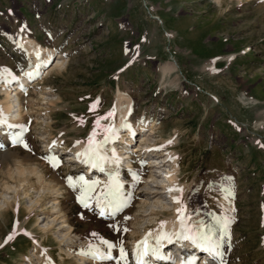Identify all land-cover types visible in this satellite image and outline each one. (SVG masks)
Segmentation results:
<instances>
[{
	"label": "rangeland",
	"instance_id": "obj_1",
	"mask_svg": "<svg viewBox=\"0 0 264 264\" xmlns=\"http://www.w3.org/2000/svg\"><path fill=\"white\" fill-rule=\"evenodd\" d=\"M21 35L55 55L34 82L46 99L39 91H30L36 105L31 112L42 117L32 120L27 133L37 155L21 146L0 151V264H43L49 256L56 264H89L75 254L69 256L68 241H61L66 228L54 209L55 195L40 198L35 175L22 174L34 161L42 170L47 168L39 156L49 152L53 140L58 141L55 154L63 161L61 175L73 174L78 165L69 161L76 149L72 145L76 140L86 143L95 115L102 116L113 106L116 115L111 122L118 125L119 94L124 92L131 96L132 123L139 129L141 119L153 120L163 133L162 139L160 133L151 136V145L177 140L165 149L179 157L178 178L186 186L189 211L196 217L211 223L208 213L223 215L229 210V201L219 189L227 185L226 177L233 178L236 195L231 207L236 209L237 223L232 226L233 247L226 260L264 264V147L260 146L264 144V0H0V72L7 68L23 76L26 71L27 57L13 49V40ZM137 50L139 55L129 64ZM62 53L66 66L55 69ZM174 61L178 69L163 78L162 65ZM213 67L217 71H210ZM97 98L100 103L93 113L89 107ZM49 99L56 104L50 105ZM74 116L84 117L85 123L80 125ZM151 127L146 133L138 130L132 150L146 144L141 137L148 138ZM123 142H115L123 149L121 155L129 144ZM64 148L72 152L63 154ZM143 152L140 148L136 155L147 162L145 175L154 171L157 183L141 184L135 192L139 199L117 217L120 221L124 215L132 217L121 225L129 231L113 232L110 219L80 208L73 193L63 204L73 226L71 250L78 251L95 231L106 239H122L131 264L133 217H143L134 230L140 235L153 226L145 223L152 219L148 204L159 200L173 212L161 183L168 168L154 166L151 158H161L160 152L153 150L148 157ZM121 167L122 181L129 183L125 165ZM80 171L87 173L84 168ZM27 178H32L30 184ZM140 202L145 204L144 212ZM78 212H84L83 220ZM156 219L155 224L164 218ZM17 222L14 239L5 244Z\"/></svg>",
	"mask_w": 264,
	"mask_h": 264
},
{
	"label": "snow or ice",
	"instance_id": "obj_2",
	"mask_svg": "<svg viewBox=\"0 0 264 264\" xmlns=\"http://www.w3.org/2000/svg\"><path fill=\"white\" fill-rule=\"evenodd\" d=\"M123 27V25H121ZM23 31V29H21ZM138 49V46H137ZM127 51V49H126ZM37 57L40 56V52H36ZM139 55L138 50L135 55L129 61V64L134 62L136 56ZM52 59L47 61H41L37 63L33 68L24 72L23 75L27 77L29 81H34L42 75L41 69H46L51 63ZM215 63V60L212 62ZM127 67V65H126ZM120 71H124L121 69ZM210 71H217L216 68H211ZM13 82H17L19 89L27 97L28 90L25 88L22 82H19V78L14 75L7 68L0 73V83L5 85V90H10ZM26 103V100L24 101ZM100 101L97 98L89 107V111L95 113V109L99 105ZM132 108L128 110V115H132ZM116 115V108L113 106L104 115H95L93 121V128L91 133L87 137L86 146L82 151L75 152V160L81 165H85L90 169H98L100 172L107 174V183L102 182L99 179L86 178L84 174L68 175L64 177L61 175V179L66 183L67 188L72 193H78L74 196V203L78 204L80 208L93 211L98 209V215L101 217L108 218L112 221L108 227L116 233L128 232L129 229L124 226L121 227L122 223L132 219L129 215L123 216V221L117 220V217L124 213L126 210L133 206V202L139 197L136 196V188L142 182V173L139 168L127 169V176L130 178V185L126 189L125 183L120 179V165L122 164L121 157L117 154L115 147H110L115 142L120 140L121 131H126L129 136L135 141L137 138V130L133 127V124L129 122L128 117H124L119 128L115 127L111 121ZM10 117L3 111V107L0 106V131L7 137V141L10 142L11 146H21L24 150L36 156V152L30 146L28 138L26 136L30 131V125L32 123L31 118L28 119L27 123H9ZM74 119L78 121L80 125L85 123V119L82 116H74ZM106 122V123H102ZM139 124L143 125L144 121L141 119L138 121ZM64 133L61 132L60 136ZM102 135V139H97L98 136ZM173 141L169 140L167 145H170ZM58 141L53 140L50 145V150L47 154L41 155L39 158L44 160L50 170L55 172L62 166V159L55 154V146ZM81 143H85L81 140H76L72 145V148L79 146ZM260 144V141H257ZM167 145H162L161 148ZM264 147V144H260ZM6 148V143L0 140V150ZM72 148L68 149V152H72ZM128 155L133 156L131 163H139L141 166L147 162L135 159V154L132 151V146L125 144ZM159 150V149H155ZM149 151H152L150 149ZM169 159H178L177 157L169 156ZM106 165L114 166L111 169H106ZM228 183L219 189L224 194V199L229 201L230 208L223 215H215L214 213H208L211 216V223H205L203 219L198 222V226L189 224L191 215L187 213V201L183 198V189L174 186L168 189L169 195L173 201L180 205L177 208V221L179 223V230L173 229L172 231H165V222L161 221L158 232L153 235L152 231H148L144 238L140 240L134 249L133 255L135 257L136 264H153L154 261H171L175 264V260L171 253H165L163 251L165 243L173 244L175 242L187 241L192 246L201 249L208 253L209 257L212 258L215 264H228L225 259L226 252L231 251L233 244V233L232 226L237 223V218L233 215L236 212L234 207H231V202L235 199L236 189L233 178L231 176L225 178ZM209 188L213 185L210 183ZM197 190H193L195 193ZM179 193L180 195H176ZM18 210V209H17ZM79 218L83 220L85 218L84 212H78ZM197 215L199 211L197 210ZM264 226V225H262ZM18 227V222L13 226V233H10L6 239L5 244L8 241L14 239L16 235L15 229ZM25 235H29L27 232ZM91 240H89L87 248H81L79 254L87 256L92 260L99 261H111L113 260V250H118L119 259L117 264L121 261L124 264H128V253L124 247V241L119 237L114 239H106L95 231L90 233ZM154 239V244L151 243ZM93 241H96L95 243ZM115 241V242H114ZM227 246V248L225 247ZM3 247V245H0ZM45 252L47 250H44ZM196 257H185L182 258V264H193ZM49 264H52L49 260Z\"/></svg>",
	"mask_w": 264,
	"mask_h": 264
},
{
	"label": "bare ground",
	"instance_id": "obj_3",
	"mask_svg": "<svg viewBox=\"0 0 264 264\" xmlns=\"http://www.w3.org/2000/svg\"><path fill=\"white\" fill-rule=\"evenodd\" d=\"M263 1V0H262ZM52 33V32H51ZM25 38H29V37H25ZM22 37V35L19 37V39L17 40H13V49L14 48H17V45H21L22 46V49L20 50L24 55L25 57H27V61H28V65L26 66V71H28L29 69L33 68L37 63H40L41 61H47L49 59H52L53 56L55 55V51L54 50H48L46 48H44L43 46H41L37 41H33L30 40V39H25ZM13 39V38H12ZM40 42V41H39ZM39 51L40 52V56L37 57L36 55V52ZM67 57L65 56V54H61L59 56V60L63 59L61 62L59 61L58 63H56V67L55 69H63L65 66H66V59ZM13 61V60H12ZM18 61V60H17ZM8 63V62H7ZM16 63V62H15ZM18 64V63H17ZM178 64L176 61L174 62H170V63H166L165 65H162L161 69H160V72L163 76V78H167L169 76H171L177 69H178ZM53 70V68H51ZM42 70V69H41ZM25 71V72H26ZM49 72H47V74L49 75ZM2 73V72H0ZM46 74V75H47ZM19 78V82H22L25 86V88L28 90V93H27V97L24 96V93L20 91L19 89V86H18V83L17 82H13L12 86H11V89L10 90H5V85L3 84L1 87V91L4 93V97H0V106L3 107V111L6 115H8L10 117L9 119V123H13V124H16V123H27L28 119L31 118V120H34V119H42V117H38L36 114L33 115L32 114V110H33V107L36 106L34 104V96H30V91L31 92H36V91H39V95L42 96L43 100L45 98V93H43V89H41L40 87H38L36 85V83L34 84V82L37 80H34V81H29L27 79V77H25L24 75L21 76V75H18L17 76ZM40 80V79H39ZM175 80V79H173ZM177 81V79L175 80ZM42 82V81H41ZM41 82H38L41 83ZM172 83V82H171ZM174 84V83H173ZM176 84V83H175ZM175 86V85H174ZM121 90V89H120ZM121 92V91H120ZM129 92V91H128ZM38 94V92H37ZM39 96V97H40ZM38 97V98H39ZM53 97V96H52ZM46 99V98H45ZM26 100V103H24V101ZM50 100V99H49ZM57 100V99H56ZM120 102V107L118 109V116L119 118H117L118 120V125L115 126L117 128L120 127L121 123H122V120L124 117H128V110L129 108L131 107V96L129 93H120L119 94V100ZM57 101L55 100H50V105H55ZM59 102V101H58ZM47 104V103H46ZM124 105V107H122L121 105ZM125 104H126V107H125ZM118 108V107H117ZM46 115V114H45ZM129 119V122L132 123V120H131V117L129 116L128 117ZM144 124L139 126V129H141L142 133H146L147 131H145V129H147L149 127V125L151 124L152 127H151V133L150 135L148 136V138H146L147 136L144 135L142 136L141 140L144 141L146 144L143 146H140L141 148V151L144 150V155H146V157H148L149 155H152L153 153V150L155 152H160L158 154V156H160L161 158H151L152 161H154V163L158 166L157 169H162V168H168L166 171L163 172L162 177L163 178V181H161V183L163 184L162 186H164V193H167V196L169 198L170 201H172L173 203L171 205H173V212L170 213V205H165L163 202L161 201H156V202H152L151 204H148L149 206V211L151 212L149 217H151L152 219H149L147 222L145 223H148V224H152L148 227H146L144 229V231L142 233H140L139 235V232L137 233V231H134L136 229V226L137 224H139V221L140 219H142L143 217L139 216V215H135L133 217V220H132V225L135 227L133 230H132V233H133V237H132V242H133V249H132V253L134 252V249H135V246L136 244L142 240L145 236V234L148 232V231H152L153 232V235H155L158 230H159V225H160V222L161 221H164L165 222V226H164V230L165 231H172L173 229L175 230H179V223L177 221V208L180 207V205L176 204L172 197L169 195V192H168V189L170 187H174V186H178L180 188H182L184 191H183V198L185 199V201H187V213L191 215V219L188 221L189 224L193 225V226H196V224H198V222L200 221V218L196 217V214L192 213L191 211H189V200L188 198L186 197L187 195V192H186V186L185 185H181L180 184V178H178V174L180 172V162H179V159H169V156L171 157H177L179 158L178 156H176V153L173 152V151H170V150H167L165 149V147L161 148L162 145H167V142H162L161 145H158V144H153L151 145L150 144V141H151V136L155 135V134H158L160 133V136H161V139L163 138V133L157 131L158 129H156V125H154L155 121H150L148 122L149 120L148 119H144ZM38 123V122H37ZM35 123V124H37ZM33 124V121L31 123V125ZM133 124V123H132ZM30 125V126H31ZM133 127L137 130V133H138V127H136L134 124H133ZM34 129V128H33ZM150 131V130H149ZM42 135V134H41ZM27 138L30 137V135H26ZM179 138V137H178ZM30 139V138H29ZM97 139H102V137L98 136ZM176 139V138H175ZM0 140H3L5 141L6 143V148L4 150H0V151H5L7 152V148H9L11 146L10 142L7 141V137L3 134V131H0ZM45 140V139H44ZM31 141V139H30ZM123 142V141H126V142H129L128 145L132 146L133 144V139L129 136V134L126 132V131H121L120 133V140L117 141V142ZM173 142L171 143V145H175V143L177 142V140L175 141L174 139L172 140ZM46 142V141H45ZM124 143V142H123ZM32 144V143H31ZM119 144V143H118ZM118 144L116 145L115 143L113 145H110V147H115L116 149V152L117 154L122 157V156H126V158H121L122 159V164L121 165H125V169L124 170H127L128 168H133V169H137L139 168L141 173H142V176H141V183L137 186V188L142 184H145V185H149L148 182H153L155 183L156 182V176L151 172L148 176L145 175L147 170L146 168L143 166H141L139 163H131L130 161L133 160V156H130L128 155L127 153V150L126 148H124L126 150V153H122L121 155V150L123 149H120ZM121 144V143H120ZM86 146V143H81L79 146L76 147V149L74 150V152L71 154L70 156V162L72 163H75L76 165H78V167H76L75 169H73V174L71 175H78V174H82V171L81 168H84L86 169L87 168V172L88 174L90 172H94L93 170L94 169H90L88 168L87 166L85 165H81L78 161L75 160V152L77 151H82L84 149V147ZM169 146V145H167ZM48 148V147H47ZM140 148H135L133 149V153L135 154V159L137 161H140L137 157V153L139 151ZM18 149V148H17ZM150 149H152V151H149ZM155 149H159V150H155ZM124 150V151H125ZM2 152V153H3ZM10 152V151H9ZM8 152V153H9ZM63 154H66V153H69L68 152V149L64 148V150L62 151ZM27 155H30V154H27ZM58 156V155H57ZM181 156V155H180ZM40 157V156H39ZM153 157V156H152ZM142 158V157H141ZM20 159V158H19ZM36 159V158H35ZM164 159V160H163ZM30 160V159H29ZM34 160V159H33ZM145 161V160H143ZM35 162V161H34ZM33 163H31V167H27V165H25L27 168H23L24 171H23V176H25L26 174H28V177L29 175H35V177L37 178L36 183H38L39 187H38V190L40 191V195L39 197L40 198H54V195H55V199L58 200V202L56 201L55 202V205L56 207L54 208L56 211H57V214H58V218L59 220H61L62 222V225H64V227L66 228V232L61 236V241H68V246L66 247V250L69 252V256H72L73 254H75L79 260L81 262H83L84 260H87V262L89 264H112V262H114L113 260H115V263L113 264H117V261L119 259V253H118V250H113V260L112 262L110 263V261H107V260H104V261H99V260H92L90 259L89 257L87 256H83V255H80L79 254V250L81 248H84L86 249L87 248V245H88V242L87 243H82L81 246H79L78 248V251L76 250H71V248L69 247V244L70 245H73V238H72V234H74L73 232V226L71 225L70 221H69V211L67 209H64V202H68L69 201V198L71 196V194H73L72 192H70V190L67 188L66 186V183L61 179V173H60V170L57 169L55 172H53L52 170H50L49 166H47V168L43 171L42 168L40 166H38L37 164L35 165ZM28 163V162H27ZM38 163V162H37ZM167 163L169 165H167ZM150 164V163H149ZM48 165V164H47ZM120 165V179L121 181L124 179L122 178V167ZM167 165V166H166ZM19 166V165H18ZM80 166V167H79ZM85 166V167H84ZM150 166V165H149ZM20 167V166H19ZM106 169H111L113 168L114 166L112 165H106L105 166ZM153 167V166H152ZM22 168V167H21ZM22 169V170H23ZM151 169V168H149ZM153 169V168H152ZM21 170V169H19ZM21 170V171H22ZM165 170V169H164ZM159 170H157L158 172ZM18 172V171H17ZM95 177L97 176V179L101 180L102 182L104 183H107V174L106 172L105 173H102L100 172L98 169H95ZM148 173V172H147ZM18 175H20L21 173L18 172L17 173ZM103 176H101V175ZM156 174V172H155ZM19 176V177H23V176ZM86 178H91V179H95V178H92L90 176H88L87 174H84ZM27 177V176H26ZM25 177V178H26ZM34 177V178H35ZM94 177V176H93ZM160 177V176H159ZM35 178V179H36ZM146 178V180H144ZM28 179V178H27ZM26 179V180H27ZM32 179V178H30ZM30 179L29 180V184H30ZM27 180V181H28ZM158 180V179H157ZM34 181V179H33ZM160 180H158L159 182ZM25 182V181H23ZM123 183H125L124 181H122ZM33 183V182H32ZM157 183V182H156ZM22 184V183H21ZM130 185V182L129 183H125V186H126V189L129 187ZM160 185V184H159ZM32 186V185H31ZM34 186V185H33ZM32 187L31 190H32ZM161 186V185H160ZM149 187V186H148ZM136 188V189H137ZM30 190V189H28ZM151 190V189H150ZM152 192V191H151ZM158 192V191H157ZM74 194H78V193H74ZM176 195H180L179 193H176ZM224 196V195H223ZM59 197H62V198H59ZM145 197V196H144ZM62 199L64 201H62ZM54 200V199H53ZM135 203V202H133ZM140 207H142L141 209L143 210L144 212V209L145 208L143 205H145L144 203L140 202ZM6 205V204H5ZM10 207V206H9ZM140 207L139 209L136 211L137 213L140 212ZM159 209L161 211L156 212V210ZM135 210V209H134ZM148 210V209H147ZM172 210V209H171ZM97 211V215H98V209L96 210ZM146 212V211H145ZM201 215V214H200ZM156 217H161V218H164L163 220H160L158 221L157 224H155L157 222V219ZM201 217V216H200ZM102 218V217H101ZM104 218V217H103ZM205 219V218H204ZM207 223V222H206ZM144 225V223L141 224L140 227H142ZM198 226V225H197ZM145 227V226H144ZM141 229V228H140ZM137 230V229H136ZM137 234V235H136ZM78 234H75V236H77ZM139 235V236H138ZM78 237V236H77ZM143 237V238H142ZM34 239V238H33ZM84 242V241H83ZM151 243L154 244V239L152 241H150ZM41 244V243H40ZM227 248V246H225ZM196 249V247L192 246L189 242L185 241V242H177V243H173V244H167L165 243V246H164V249L163 251H167L165 253H171L172 257L175 256V255H179L180 252H183V251H186V250H189V249ZM126 249V248H125ZM42 252L44 250H47L46 248L45 249H41ZM65 250V251H66ZM47 252V251H46ZM45 253V251H44ZM36 256H38V252L36 254ZM46 256V255H45ZM201 257L202 258H205L207 261H204L203 264H215L214 260L212 258L209 257L208 253L202 251V254H201ZM228 258V251L226 252V256H225V259ZM41 260V259H39ZM44 259H42L43 261ZM49 260H51L52 264H56V262L54 261L53 257L52 256H49L48 259H46L45 261H43V264H49ZM64 261V259H62ZM128 260L130 262V258L128 256ZM209 260V261H208ZM62 262V261H61ZM157 264H164L165 262L164 261H159L157 262ZM169 264H172V262H168ZM32 264V263H30ZM120 264H124L123 261L120 262Z\"/></svg>",
	"mask_w": 264,
	"mask_h": 264
}]
</instances>
